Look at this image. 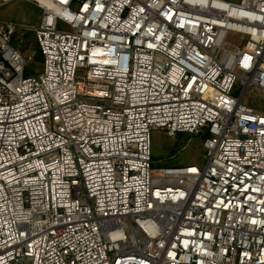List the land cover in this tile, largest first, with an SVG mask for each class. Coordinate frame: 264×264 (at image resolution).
I'll return each mask as SVG.
<instances>
[{"label":"built area","instance_id":"1","mask_svg":"<svg viewBox=\"0 0 264 264\" xmlns=\"http://www.w3.org/2000/svg\"><path fill=\"white\" fill-rule=\"evenodd\" d=\"M24 1L37 23L0 17V264H264V0ZM153 131L203 163L157 165Z\"/></svg>","mask_w":264,"mask_h":264},{"label":"rangeland","instance_id":"2","mask_svg":"<svg viewBox=\"0 0 264 264\" xmlns=\"http://www.w3.org/2000/svg\"><path fill=\"white\" fill-rule=\"evenodd\" d=\"M40 11L31 3L24 0H16L0 7V17L5 20H13L18 24H35L38 21ZM13 43L20 49L27 60L25 74L39 72L42 68V60H38L40 54L35 34L33 31L18 27ZM249 106L264 111V97L260 94L249 92L246 94ZM193 138L191 144L184 148L189 138ZM153 158L159 160L157 165H188L200 166L203 163L204 148L202 139L188 133H177L169 136L163 131L152 133Z\"/></svg>","mask_w":264,"mask_h":264},{"label":"trees","instance_id":"3","mask_svg":"<svg viewBox=\"0 0 264 264\" xmlns=\"http://www.w3.org/2000/svg\"><path fill=\"white\" fill-rule=\"evenodd\" d=\"M14 42H15V40H14ZM37 59L40 60V61L42 60V55H41V53L37 56Z\"/></svg>","mask_w":264,"mask_h":264}]
</instances>
